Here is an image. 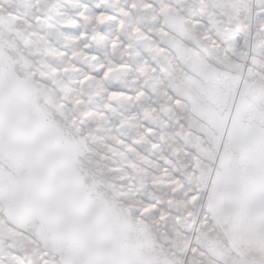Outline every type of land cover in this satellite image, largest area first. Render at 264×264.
Here are the masks:
<instances>
[{
    "label": "snow or ice",
    "instance_id": "obj_1",
    "mask_svg": "<svg viewBox=\"0 0 264 264\" xmlns=\"http://www.w3.org/2000/svg\"><path fill=\"white\" fill-rule=\"evenodd\" d=\"M0 264H264V0H0Z\"/></svg>",
    "mask_w": 264,
    "mask_h": 264
}]
</instances>
